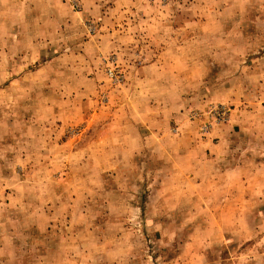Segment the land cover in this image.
I'll return each mask as SVG.
<instances>
[{
	"label": "rangeland",
	"instance_id": "374dc122",
	"mask_svg": "<svg viewBox=\"0 0 264 264\" xmlns=\"http://www.w3.org/2000/svg\"><path fill=\"white\" fill-rule=\"evenodd\" d=\"M0 264H264V0H0Z\"/></svg>",
	"mask_w": 264,
	"mask_h": 264
}]
</instances>
